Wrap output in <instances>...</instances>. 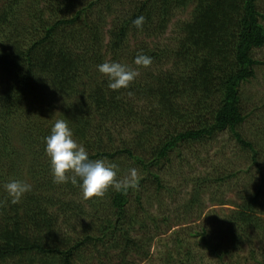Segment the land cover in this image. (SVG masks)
I'll use <instances>...</instances> for the list:
<instances>
[{"label": "trees", "instance_id": "obj_1", "mask_svg": "<svg viewBox=\"0 0 264 264\" xmlns=\"http://www.w3.org/2000/svg\"><path fill=\"white\" fill-rule=\"evenodd\" d=\"M259 1H1L0 264L8 260L12 264H77L84 256L83 248H96L97 244L105 247L99 253L113 251L115 264H128L126 256L133 251L146 255L144 244L131 234L147 228L143 221L135 226L137 221L127 211L125 203L131 190L145 188V177L161 189L162 175L152 167L159 165L160 169V159L169 160L173 154L180 166L184 161L180 145L197 142L214 131L229 129L241 146L251 151L252 163L261 172L255 158L258 143L236 130L246 116L240 83L254 75L256 64L264 63V58L253 53L264 45L260 21L264 13ZM191 2L190 17L175 22L173 42L130 46L131 38L163 34L175 10ZM22 15L26 16L24 21ZM141 15L145 20L138 29L132 21ZM141 53L151 56L149 66L134 63ZM121 54L139 72L128 87L112 90L107 77H100L103 74L97 65L105 62V55L112 61ZM188 101L195 110L206 108L210 118L202 120L204 112L189 115L182 111L180 104ZM52 113L55 120L68 121L74 139L90 159L108 158L127 174L138 168L142 177H136V186L124 193L109 188L102 197L81 199L70 193L72 188L80 190L78 184L54 183L44 141L55 122L45 120ZM122 119L140 127L111 130L106 124ZM166 122L169 126L163 134L153 138ZM183 122L189 124L184 127ZM13 125L18 140L23 141L20 146L11 143ZM260 140L264 141V133ZM130 165L135 167L128 168ZM232 174L198 177L188 204L197 203L208 181H221ZM11 180L31 185V191L15 204L4 187ZM263 183L260 177L250 193L242 196L218 242L211 244L203 237L204 245L219 260L225 255L231 258L243 243L249 244L251 255L255 253L252 237L264 232L260 219L264 213ZM139 197L136 192L137 203ZM85 202L92 208L97 206L91 210L94 213L83 210ZM134 208L139 218L146 212L140 211L141 204ZM86 214L90 220L80 219ZM72 217H78L79 223ZM78 224L81 229L74 234ZM251 257L247 264H264V253Z\"/></svg>", "mask_w": 264, "mask_h": 264}, {"label": "rangeland", "instance_id": "obj_2", "mask_svg": "<svg viewBox=\"0 0 264 264\" xmlns=\"http://www.w3.org/2000/svg\"><path fill=\"white\" fill-rule=\"evenodd\" d=\"M259 3L262 4L259 5L264 13V0H260ZM193 6L194 2H191L184 8L175 10L163 34L157 37H145L141 35L138 39L131 38L130 46L132 47L138 42H144L151 47L154 44L173 42L172 38L176 35L174 32L176 29L175 22L179 19H188ZM24 19H26V16L22 15L21 20L24 21ZM260 21L264 25V18H260ZM25 23L29 22L25 20ZM30 26L34 27V24L31 23ZM39 27H36L37 31ZM106 28L107 26L104 29ZM253 53L256 58L263 59L264 45L255 48ZM110 59V55L104 56L105 62L116 61L131 69H135V64L130 63V60L123 54L118 56L117 60L110 61ZM167 66L163 65V67ZM100 77L106 78L104 74L103 76L100 75ZM240 95L246 116L241 124L236 127V130L248 140L258 143L256 147L259 151L255 158L262 166L261 172H258V168H256L257 164L252 163L251 151L242 147L229 129L214 131L208 137L201 138L199 141L190 143L187 146L180 145V155L184 159L180 166L177 163V157H174L175 154L169 160L160 159V163H158L160 164V169L159 165L151 166L162 175L161 182L164 184L162 188L157 190L153 179L145 177L143 179L147 180L144 183L145 188L138 187L131 190L128 201L125 203L127 211L137 221L135 226L138 227L142 221L147 225V228L137 229L131 233L139 238V243L144 244L147 254L138 255L134 251L130 252L126 256L129 261L128 264H247L252 262L251 256L259 257L261 253H264V232H261V236L252 237V243L254 244L252 246L255 249V253H252V255L249 251V244L243 243L239 249L232 252L231 258L225 255L219 260L218 257L214 256L210 248L204 245L205 237L211 244L216 240L217 242L219 241L221 235L226 231L228 217L237 207V204L241 202L242 196L250 193L258 179L260 180V177H263L264 182V141L260 140L261 133H264V63L256 64L254 75L240 83ZM139 102L137 100L136 104ZM188 104L189 101L187 104L181 103L180 109L182 111L186 110L189 115L204 112L202 120L210 118L208 111L205 110L206 108L195 110L190 108ZM55 113L58 115L57 111ZM144 114L149 115L147 110H144ZM55 116L52 113L45 120L47 123L54 122ZM106 124L111 130H117L120 127L124 130L125 128L130 129L131 125L134 128L140 127L137 122L131 124L127 119H122V122L112 121ZM181 124L185 127L189 123L183 122ZM163 125L165 127L161 128V132L158 135L155 133L153 138L161 136L166 127L169 126V122ZM14 130L15 126L13 125L10 131L13 135L11 136V143L20 146L22 140H18V136ZM122 132L126 133L125 131ZM114 139L118 140L117 137ZM151 147L147 148L150 150ZM107 160L108 158L105 161L112 163ZM133 166L135 167V165H130L128 168H132ZM134 169L136 170V177H142L138 173L139 169ZM123 172V169L117 170V179L123 180L129 177L130 173ZM230 172L233 174L229 177L226 176L221 181H215V179H212L210 182L208 181L203 187L204 189L199 193V196H197V203L194 205L188 204L191 201L190 198L193 195V188L198 177H214ZM261 187L263 189L262 198L264 199V183ZM72 189L70 192L72 195L75 197L79 196L81 199H87L84 197L81 189L78 192H76L75 188ZM63 191L64 188L61 192ZM136 192L140 194L138 198L139 203L134 199ZM139 204L142 205L140 211H146L142 214L141 218H139V211H136L134 208ZM82 208L84 211H91L92 209H96L97 206L92 208L91 205L85 202ZM91 213H94V211H91ZM89 216V214H86V216L82 215L79 217L83 221H86L87 217L88 221L90 220ZM72 218L79 223L78 217ZM260 219L264 224V213L260 214ZM80 229L81 226L78 224L74 230V234L78 233ZM202 230L203 234H200ZM207 236H211V238ZM145 239L149 241L146 242ZM186 244L189 247H186ZM83 249L84 256L77 260V264L116 263V255L113 254V251H109V254L99 253V250L105 251L103 245L97 244L96 248L89 245ZM188 252L190 257H188ZM186 256L189 258L188 260ZM236 258L238 262H236ZM5 264H12V261L8 260Z\"/></svg>", "mask_w": 264, "mask_h": 264}, {"label": "clouds", "instance_id": "obj_3", "mask_svg": "<svg viewBox=\"0 0 264 264\" xmlns=\"http://www.w3.org/2000/svg\"><path fill=\"white\" fill-rule=\"evenodd\" d=\"M144 20L145 17L141 15L132 23L140 29ZM151 62V56L142 53L134 59L135 64L145 67ZM97 69L107 77V86L112 90L128 87L138 75L137 70L116 61L103 62L97 65ZM44 141L54 183L78 184L85 198L102 197L109 188L124 193L130 187L136 186L134 168L129 170V177L121 180L117 179L116 163H108L105 159H90L83 145L74 139L73 130L65 119L55 120ZM4 187L13 204L17 203L23 194L31 191V185L22 180H11Z\"/></svg>", "mask_w": 264, "mask_h": 264}]
</instances>
